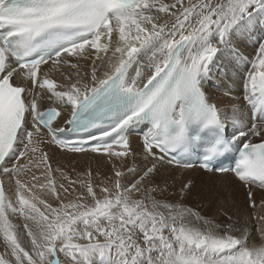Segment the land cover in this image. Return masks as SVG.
<instances>
[{
	"label": "snow or ice",
	"instance_id": "snow-or-ice-1",
	"mask_svg": "<svg viewBox=\"0 0 264 264\" xmlns=\"http://www.w3.org/2000/svg\"><path fill=\"white\" fill-rule=\"evenodd\" d=\"M257 190L264 0H0V264H264Z\"/></svg>",
	"mask_w": 264,
	"mask_h": 264
},
{
	"label": "bare ground",
	"instance_id": "bare-ground-1",
	"mask_svg": "<svg viewBox=\"0 0 264 264\" xmlns=\"http://www.w3.org/2000/svg\"><path fill=\"white\" fill-rule=\"evenodd\" d=\"M216 83H219V85L222 86L223 88L221 89L215 88L213 85ZM230 88L237 89L238 86L236 84H233L231 81L224 80L223 78H214L207 85V90L224 107H228L230 104L235 102L232 99V97H237L240 95L238 90H234L231 92V94H229ZM223 89H225L226 91ZM130 139L132 141L133 149L136 151H139L140 146L142 144L141 133L133 132L130 135ZM49 151L53 155L54 160H58L62 164H67V165H69L68 164L69 162L70 166L74 165L77 168V170L83 167H86L90 164L92 167H94L95 169H99L101 172L108 171L107 163L102 157H99V158L93 157L91 154H89L88 156H83V155H73L69 153H64L56 149L55 146H52L49 149ZM168 171L175 174L177 176V179H184L189 176L192 177L196 184V187L192 195H196V192H195L196 190H199L201 192L204 191L210 183L215 182L216 185L227 184L228 187L232 189L237 202L243 204L245 200L246 193L244 189L240 185L232 181L231 177L227 175L208 177L203 172L190 171V172H186L183 176H181L180 175L181 169L177 167L168 169ZM261 196H264V192L257 190L256 199L259 200Z\"/></svg>",
	"mask_w": 264,
	"mask_h": 264
},
{
	"label": "rangeland",
	"instance_id": "rangeland-1",
	"mask_svg": "<svg viewBox=\"0 0 264 264\" xmlns=\"http://www.w3.org/2000/svg\"><path fill=\"white\" fill-rule=\"evenodd\" d=\"M211 83H212V82H211ZM213 86H214L215 88H219V89L223 88L222 86L219 85V83H216V84H214ZM223 90H225V89H223ZM225 91H226V90H225ZM68 164L70 165L69 162H68ZM94 166H95V165H94ZM93 169H95V168L93 167ZM102 172H104V171H102ZM106 172H107V171H106ZM195 192H196V195H191V196L189 197V200H188V202H189L191 205H196V204H198V203H201L200 198H199V193H200L201 191L196 190Z\"/></svg>",
	"mask_w": 264,
	"mask_h": 264
}]
</instances>
